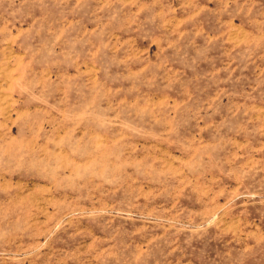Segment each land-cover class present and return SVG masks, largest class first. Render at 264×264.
Listing matches in <instances>:
<instances>
[{"label": "rangeland", "instance_id": "rangeland-1", "mask_svg": "<svg viewBox=\"0 0 264 264\" xmlns=\"http://www.w3.org/2000/svg\"><path fill=\"white\" fill-rule=\"evenodd\" d=\"M0 264H264V0H0Z\"/></svg>", "mask_w": 264, "mask_h": 264}]
</instances>
